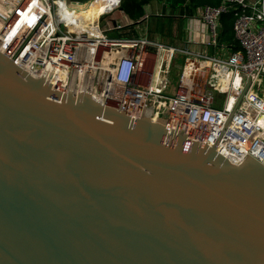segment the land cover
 <instances>
[{"label": "water", "instance_id": "95a60500", "mask_svg": "<svg viewBox=\"0 0 264 264\" xmlns=\"http://www.w3.org/2000/svg\"><path fill=\"white\" fill-rule=\"evenodd\" d=\"M49 79L0 54V264H264V166L214 152L249 77L212 148Z\"/></svg>", "mask_w": 264, "mask_h": 264}, {"label": "built area", "instance_id": "2783aa9c", "mask_svg": "<svg viewBox=\"0 0 264 264\" xmlns=\"http://www.w3.org/2000/svg\"><path fill=\"white\" fill-rule=\"evenodd\" d=\"M7 1H2L0 45H6L0 54L24 72L44 85L50 76L47 86L56 92L61 85L65 95L70 91L72 97H91L125 116L148 117L208 148L249 77L214 152L235 165L250 157L264 166V0H220L190 21L189 42L218 48L219 54L109 38L116 29L106 19L109 12L99 17L95 36L79 35L69 28L83 29L75 16L81 8H70L68 20L56 18L68 0ZM227 14L233 17L236 51L218 43L220 20ZM178 57L182 68L176 90L169 93L168 76Z\"/></svg>", "mask_w": 264, "mask_h": 264}, {"label": "crops", "instance_id": "0c3cea01", "mask_svg": "<svg viewBox=\"0 0 264 264\" xmlns=\"http://www.w3.org/2000/svg\"><path fill=\"white\" fill-rule=\"evenodd\" d=\"M137 5L140 7V16L138 18H131L124 11H118L109 17L111 26L116 28L112 31L114 33L113 36L111 35L112 32H110L109 38L123 40L146 39L154 42L148 34L155 31L157 34L166 36L168 33L173 37V44L167 45L168 47L214 53L211 48H205L189 42L188 30L191 19L199 18L203 9L209 7L208 5L200 4L194 9L189 8L190 2L178 3L169 0H139V2L137 0ZM197 41L201 40L197 38ZM261 87L264 90V78Z\"/></svg>", "mask_w": 264, "mask_h": 264}, {"label": "bare ground", "instance_id": "6f19581e", "mask_svg": "<svg viewBox=\"0 0 264 264\" xmlns=\"http://www.w3.org/2000/svg\"><path fill=\"white\" fill-rule=\"evenodd\" d=\"M2 1L3 0H0V5L3 6L4 4L2 3ZM10 1H13V0H10ZM85 1H86L85 3L87 4V6H91V8L88 11H84V12L79 11V13L75 15L76 17H79V21H82L81 26L83 27V29L80 30L79 27L73 28L72 26H70L69 30L72 32L74 31L78 32L79 35H82L80 31H86L87 33H89L90 36H95V34L93 33V30L97 27V22H98L99 17L106 12H110L114 7H116L118 4V0H85ZM70 8H81L79 1L78 0H68L67 3L63 5V7L61 6L60 8H58V10L56 11V18L60 20H68V17L70 16L69 15ZM71 21H75V20L71 18ZM3 45H6V44H1L0 47ZM158 73L159 71L157 70L156 75L158 76V80H159ZM156 83H157V80H156ZM61 87L63 86L60 85V91L58 92L65 95L66 89L61 88ZM53 91L55 92L57 90L54 89ZM149 122L153 125L157 124L161 126L160 123L153 122L151 120H149ZM231 164H234V162Z\"/></svg>", "mask_w": 264, "mask_h": 264}, {"label": "rangeland", "instance_id": "374dc122", "mask_svg": "<svg viewBox=\"0 0 264 264\" xmlns=\"http://www.w3.org/2000/svg\"><path fill=\"white\" fill-rule=\"evenodd\" d=\"M169 1H172V2H178V3H186V2H190V7L189 8H194L196 6H200V0L195 2L194 0H169ZM86 1L85 0H79V4H80V7L83 11H88L91 6H87V4L85 3ZM123 0H118V4L116 7H114L110 12L109 14L107 15L106 19L111 17L113 14L117 13L119 11V9L122 7L123 5ZM139 2V0H138ZM137 3V1H136ZM135 3V4H136ZM131 8H133V5H131ZM4 10V7L2 5H0V17H2V11ZM193 10V9H192ZM82 11V12H83ZM133 11V10H132ZM194 11V10H193ZM81 12V13H82ZM135 14V13H133ZM1 20V18H0ZM193 20V19H191ZM190 32V30H188ZM110 34V33H109ZM108 34V35H109ZM113 32L111 33V35L113 36ZM148 36L154 40V42H157L159 44H162V45H169V44H173V37H171L168 33L165 35H162V34H157L155 31L152 32V33H149ZM173 39V40H171ZM225 46V45H223ZM214 53L216 54H219L220 53V50L217 48L214 50ZM183 59L181 57H178L177 59L174 60L173 64H172V67H171V70H170V73H169V76H168V82H169V93H174V91L176 90V84H177V81H178V76L180 74V70L182 68V62Z\"/></svg>", "mask_w": 264, "mask_h": 264}, {"label": "trees", "instance_id": "16d2710c", "mask_svg": "<svg viewBox=\"0 0 264 264\" xmlns=\"http://www.w3.org/2000/svg\"><path fill=\"white\" fill-rule=\"evenodd\" d=\"M137 0H123L122 9L131 18H138L140 15V7L136 3ZM195 2L199 0H194ZM136 3V4H135ZM220 0H200V4L208 5L211 7L218 6ZM133 5V8H131ZM133 10V11H132ZM135 13V14H133ZM233 17L230 14L223 15L220 20V31L218 37L219 45H225L229 49L236 51L239 49L238 43L235 41L233 33Z\"/></svg>", "mask_w": 264, "mask_h": 264}]
</instances>
